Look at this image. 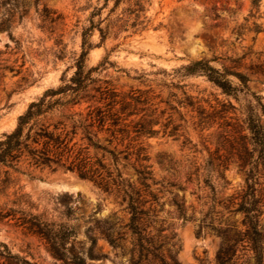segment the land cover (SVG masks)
Wrapping results in <instances>:
<instances>
[{
    "label": "rangeland",
    "instance_id": "rangeland-1",
    "mask_svg": "<svg viewBox=\"0 0 264 264\" xmlns=\"http://www.w3.org/2000/svg\"><path fill=\"white\" fill-rule=\"evenodd\" d=\"M103 4L104 0H0V28H8L0 31V138L15 128L29 103L69 83L82 30L92 14L98 23L113 5L109 1L103 9ZM250 12L255 18L248 17ZM145 16L149 24L142 32L111 35L103 43L97 31L91 34L86 70L104 66L91 74L87 92L98 98V92L109 90L117 101L130 97L145 104L139 108L156 110V135L131 133L133 141H115L112 146L131 154L140 146L146 148L144 164L150 166L153 180L147 191L153 197L144 196V210L149 211L146 232L158 254L174 255L180 264H216L221 246L217 232L232 223L244 231L243 216L231 212L247 185L260 202L264 233V154L250 141L245 124L248 112L261 116L259 104L264 108V0L258 12L251 0H149ZM245 18L248 26L260 24L263 32H243L237 38L233 30L245 24ZM242 56L244 67L262 74L250 76L249 91L236 98L223 95L205 77L182 70L203 59ZM211 65L219 68L218 63ZM140 116L126 121L128 130L132 131L130 121ZM96 157L101 159V154ZM129 163L124 166L121 161L118 169L137 186L134 155ZM19 170L0 167V182L6 171L11 178L8 188L0 190V212L7 215L0 219V245L11 254L33 264H132L137 258L126 203L114 187L105 193L69 172L50 173L27 162ZM20 195H25L23 203L14 204ZM32 217L48 226L51 239L20 226L23 218L28 222ZM240 254L243 260L250 256Z\"/></svg>",
    "mask_w": 264,
    "mask_h": 264
},
{
    "label": "trees",
    "instance_id": "trees-1",
    "mask_svg": "<svg viewBox=\"0 0 264 264\" xmlns=\"http://www.w3.org/2000/svg\"><path fill=\"white\" fill-rule=\"evenodd\" d=\"M109 1L113 5L108 10L107 16L94 23L92 18L96 15L92 14L89 26L81 32L80 53L75 61V72L69 83L56 89H48L39 99L29 103L26 111L17 118L15 128L0 138V167L19 173L20 165L27 162L29 167L46 169L50 173L59 170L64 173L69 172L79 180L91 182L105 193L112 192L114 187L116 193L126 203L129 214L128 230L135 238L137 258L132 264H180L174 255L169 254L167 258L159 255L158 248L146 232L145 218L149 211L144 210L146 203L144 196H152L147 191L150 188L148 181H153L150 166L144 164L148 162L146 148L140 146L135 154H131L127 148L120 151L116 146H112L115 141L120 143L125 140L133 141V138L130 139L131 133L136 137L156 135L157 131L153 127L158 125L160 117L156 115L155 109L139 108L145 104L133 98L125 97L117 101L115 93L109 90L98 92L100 93L98 98L87 92L89 83L93 82L91 74L104 66V63H101L86 70L85 59L93 47L90 42L91 34L97 31L100 43H103L111 35L142 32L149 24L145 16L149 0H104L103 9L107 7ZM122 4L125 7L116 14ZM251 6L258 12L260 0H251ZM102 8L99 10L101 11ZM248 17L255 18L251 12ZM247 21L245 18V24L233 30L237 38L243 36V32H253L255 35L263 32L260 24L253 22L248 26ZM7 30V27L0 28V31ZM244 58L245 56L213 57L209 60L192 62L182 70L185 75L205 77L223 95L236 98L239 93L249 91L250 76L262 74V71L256 70L255 67H244L241 64ZM211 63H218L219 68L212 66ZM259 105L261 116L250 111L246 116L245 124L250 141L259 153L264 154L262 121L264 108ZM139 114L141 116L137 121H130V124H133L132 131L128 130L129 125L126 121ZM103 135L105 137H102ZM78 136H80L79 141H76ZM90 150L93 151L92 157L89 156ZM97 154H101V159L96 157ZM132 155L135 156V163L138 164L137 168L132 167L137 176V186L129 179L122 178L118 169L121 161L126 162L124 166L130 165ZM104 160H108L109 163L104 164ZM111 166L113 172L110 171ZM4 175L5 178L0 182V190H6L11 182L9 172H4ZM24 197L25 195H20L14 204H22L21 198ZM24 205L30 207L29 202H25ZM234 205L236 209L231 214L240 213L243 216L244 231H238L232 223L217 232L221 238V246L215 256L216 264H264V233L259 224L262 211L260 202L254 198V190L251 186H246L241 200ZM23 212H20L21 216L24 215ZM6 216L0 212V219ZM20 226L28 233L47 240L51 239L48 226L38 223L36 217H32L28 222L23 218ZM0 247L3 248L0 251V260L3 264H33L24 257L11 254L4 245ZM240 252H249L250 256L243 260L245 255L241 256Z\"/></svg>",
    "mask_w": 264,
    "mask_h": 264
}]
</instances>
